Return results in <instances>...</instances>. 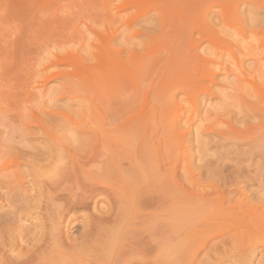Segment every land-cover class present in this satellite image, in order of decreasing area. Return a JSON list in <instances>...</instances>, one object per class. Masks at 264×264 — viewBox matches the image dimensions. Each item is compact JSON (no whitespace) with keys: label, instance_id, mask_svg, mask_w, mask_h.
Returning a JSON list of instances; mask_svg holds the SVG:
<instances>
[{"label":"rangeland","instance_id":"374dc122","mask_svg":"<svg viewBox=\"0 0 264 264\" xmlns=\"http://www.w3.org/2000/svg\"><path fill=\"white\" fill-rule=\"evenodd\" d=\"M105 17L116 21L101 22ZM108 44L113 57L120 51L123 63L130 59L128 52H134V114L140 125L171 136V150L162 152L164 160L146 153L154 197L172 201L168 207L155 202L144 224L138 220L148 211H138L133 223L143 230L142 237L152 236L159 248L168 229L182 224V253L176 249L179 256L170 260L165 254L168 264H264V0H0V151H28V144L40 151L47 147L42 131L21 130V118L34 124L32 113L42 117V112H54L76 120L75 114L83 109L80 100L67 99L61 78L47 82L43 98L32 91L41 84L26 88L35 60L50 58V53L82 54L92 45V57L84 65L100 74L107 64ZM60 72L81 71L74 65L48 70ZM118 86L127 91H120L124 101L130 90ZM50 121L45 124L52 130L43 124L47 130L58 128V134L69 135L58 117ZM25 161L30 159L19 160ZM24 166L22 172L30 170ZM23 178L26 184L32 177ZM178 181L184 192L180 199ZM91 207L70 217L78 223L93 213ZM98 207L104 211L107 203L100 201ZM18 214L27 229L41 227L35 218L43 221V214L37 209L25 204ZM18 221L10 225L16 224L12 229L22 233L25 227ZM74 221L62 228L71 239L81 230ZM123 226L116 231L128 232ZM36 229L34 233L42 227ZM170 248L162 250L171 253ZM158 252L153 253L155 259L162 261Z\"/></svg>","mask_w":264,"mask_h":264},{"label":"bare ground","instance_id":"6f19581e","mask_svg":"<svg viewBox=\"0 0 264 264\" xmlns=\"http://www.w3.org/2000/svg\"><path fill=\"white\" fill-rule=\"evenodd\" d=\"M111 21H116V17L112 19L105 17L101 22L110 23ZM130 23L129 27H132L133 22L130 21ZM80 38L83 43L84 36L80 35ZM42 49V46L38 47V50ZM91 49L92 45H88V49L83 50L82 54L75 51L67 56L50 53L52 59L40 56L38 61L35 60L31 65L26 75L27 89L30 85L41 84L32 89L35 94H39L40 98H43L47 82L54 78H61L62 90L69 94L67 99L80 100L83 109L75 114L77 121L69 114L54 112L40 113L42 117H45L44 119L32 113L34 124L29 119L26 121L27 117L21 118V130L28 134H31L33 129L42 131L47 141L49 140L46 142L48 145L44 146L47 147L40 151L25 143L26 146H23L28 151L12 150L9 154L0 151V210L2 209L0 264H156V261L161 262H157L158 264H168L174 254L182 253L179 249H182L183 242L186 240L185 228L182 224L172 230L171 227H167L168 233L164 232L166 234L163 233V237L160 238V246L161 244L164 246L158 248L157 242L156 248L152 236L146 234V237H142L143 230H138L133 223L139 218L138 222L147 223L144 218L151 219L152 214L149 209L155 206V202H164L165 207H168L172 201L167 203V201L157 200L159 197H156L157 199L154 197L152 168L146 153H153L164 160L162 152L171 150V136L168 134L159 136L157 132H151L147 127H142L134 114L138 95V73L134 52H128L130 59L127 63H123L120 59V51L115 54L117 57H113L112 46L108 44L105 48L108 56L107 64L98 74L99 72L87 71L84 65L92 57ZM200 62L202 61L198 63ZM73 65L77 66L81 72L77 74L48 73L52 67ZM125 73L126 78L123 77ZM113 85L114 89H110ZM115 85L122 87L126 85V89L130 90L125 102L124 98H121V92L127 91L122 90V87L120 89L119 86L117 90L118 87ZM57 117L62 122L60 123L62 128H66L65 132L67 131L69 135L60 134L61 131L58 134L55 132L60 130L58 128L55 131L45 128V126L51 128L45 124V121L54 120ZM143 122L146 123L145 120ZM156 137H158L157 143H153ZM43 156L44 158H41ZM24 158L30 161L20 163L19 160ZM22 164L30 167V170L22 172L23 170H20ZM24 176L32 178L25 184ZM32 192L34 195H31ZM183 194L182 183L178 181L176 182L177 199L182 198ZM168 198L171 199V197ZM100 201L107 203L104 211L102 208H97ZM25 204L43 214V221L38 220L39 217L35 218L37 222H42H36L40 224L37 225L38 227H42V229L38 228L41 230L37 233H34L36 228L33 225V229H27L29 226H24L22 220H19L18 212L24 208ZM163 204L161 206L164 207ZM89 207L93 208L91 209L93 213L86 215L85 218L83 216L79 222L77 220L78 223L75 222L77 218L75 221L72 220L74 218L71 217L75 211L84 212ZM139 210L148 211V213L139 217ZM165 210L167 209H163V212ZM15 221L21 222V225L23 223L24 232L32 231L34 233L32 238L27 236L28 238L23 240L26 233L22 232L23 235L17 231V228L14 230L16 224V226L10 225ZM33 221L35 223L36 220L33 219ZM73 221L77 224L74 225L75 228L81 229L80 233L78 231L77 239L69 238L67 232H65L66 236L62 233V228L69 227ZM124 224L123 227L127 228L128 232L124 230L117 232L116 228ZM12 226H14L13 229ZM38 233L41 234L36 236ZM172 244L174 247L170 248ZM162 247L163 250L170 248L171 253L168 250L169 254H167L168 252L163 251ZM158 249H161V252H158ZM155 251L160 253L159 256H164L159 257L163 259L162 261L155 259L153 254ZM165 254L171 257L168 258V262Z\"/></svg>","mask_w":264,"mask_h":264}]
</instances>
